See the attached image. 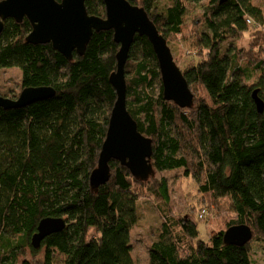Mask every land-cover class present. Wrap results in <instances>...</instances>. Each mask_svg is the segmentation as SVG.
Returning <instances> with one entry per match:
<instances>
[{"label": "trees", "instance_id": "16d2710c", "mask_svg": "<svg viewBox=\"0 0 264 264\" xmlns=\"http://www.w3.org/2000/svg\"><path fill=\"white\" fill-rule=\"evenodd\" d=\"M129 1L145 8L169 45L199 48V58L182 70L194 93L186 108L165 99L146 36L136 35L129 52L127 107L152 139L154 170L163 175L137 178L114 159L110 179L91 184L117 99L109 77L120 45L112 29L94 31L85 53L74 51L70 60L51 42L29 43L27 18L6 19L0 68H20L21 89L51 86L56 93L21 108L0 107V264H18L27 248L34 256L20 264H57V256L63 264H135L131 230L144 194L163 218L149 264H255L253 242H264V111L253 98L258 89L264 99V8L254 0H207L183 34L188 4L198 0ZM86 8L106 17L103 0H86ZM247 38L246 45L234 43ZM5 87L11 89L0 85V95L16 99ZM179 170L197 185L199 212L207 210L198 218L213 207L224 220L209 241L199 237L191 212L173 213L164 173ZM49 216L64 218L66 227L35 248L32 236ZM240 224L251 227L253 238L227 243L225 231Z\"/></svg>", "mask_w": 264, "mask_h": 264}, {"label": "water", "instance_id": "95a60500", "mask_svg": "<svg viewBox=\"0 0 264 264\" xmlns=\"http://www.w3.org/2000/svg\"><path fill=\"white\" fill-rule=\"evenodd\" d=\"M103 1L106 7L105 18L90 15L86 0H0V34L4 30L6 19L13 18L20 23L27 18L32 25V30L26 37L29 43L51 42L57 51L70 60L74 51L80 55L85 53L94 31H114V40L120 47L116 53L117 68L111 73L109 80L116 90L117 99L111 111L98 165L91 172V184L94 188L110 179L109 163L114 159L128 167L137 178L147 179L154 173L152 139L139 131L138 124L127 107L125 67L136 35L146 36L153 46L159 62L165 99L174 101L182 108L194 104V93L177 64L167 39L145 8L129 0ZM219 1L223 3L227 0ZM258 91H253V98L258 112L262 113L264 99L259 96ZM55 93L56 90L51 86L25 87L16 99L0 95V107L21 108ZM66 224L61 217L42 218L32 236V245L40 247L47 236L63 230ZM224 238L227 243L245 244L253 238V232L248 225H234L225 231Z\"/></svg>", "mask_w": 264, "mask_h": 264}, {"label": "rangeland", "instance_id": "374dc122", "mask_svg": "<svg viewBox=\"0 0 264 264\" xmlns=\"http://www.w3.org/2000/svg\"><path fill=\"white\" fill-rule=\"evenodd\" d=\"M163 4L167 3V0H161ZM255 3L260 4L264 8V0H254ZM192 3V2H191ZM189 3L188 10L184 17V33L190 32L188 30L194 24L196 18H198L206 6L207 0H198L197 3ZM247 34V32H246ZM250 38V37H249ZM235 40L234 43L238 45H246L248 39ZM172 52L176 62L179 64L181 70L187 68V66L196 61L199 57H196V52L199 48L188 46L182 41L171 42ZM169 45V46H171ZM21 70L20 68H0V85L6 84L11 87H5L9 90V93H16V96L20 94L22 89L19 84L16 85L17 81L20 80ZM128 76V75H127ZM184 171L168 172L166 174L170 179L172 195H173V213L174 214H185L191 212V216L197 222V228L199 231V237L203 240L209 241L210 234L213 230H219L224 227L223 218L219 217L218 214L214 213L213 207L212 215L208 218L199 219L198 213L199 209L203 205L200 200L199 191L197 189L196 183L191 177L183 174ZM156 176V178L163 175V173L156 172L150 174L149 176ZM141 218L139 222L133 226L131 230V243H132V256L134 258L135 264H149V248L152 242L157 238L159 234L160 223L163 218L160 212L150 200L147 195L144 194L141 198ZM214 215V216H213ZM26 256H21L19 258L18 264H20L24 259H32V255L29 248H27ZM253 252L252 258L255 264H264V242L260 240H254L253 242ZM45 254V248L42 249L37 255L38 258H42ZM57 264H63L60 256L56 258Z\"/></svg>", "mask_w": 264, "mask_h": 264}, {"label": "built area", "instance_id": "2783aa9c", "mask_svg": "<svg viewBox=\"0 0 264 264\" xmlns=\"http://www.w3.org/2000/svg\"><path fill=\"white\" fill-rule=\"evenodd\" d=\"M207 213V210L206 209H202L199 213V216L200 217H203L205 214Z\"/></svg>", "mask_w": 264, "mask_h": 264}, {"label": "flooded vegetation", "instance_id": "af4514ba", "mask_svg": "<svg viewBox=\"0 0 264 264\" xmlns=\"http://www.w3.org/2000/svg\"><path fill=\"white\" fill-rule=\"evenodd\" d=\"M18 97V96H17Z\"/></svg>", "mask_w": 264, "mask_h": 264}]
</instances>
